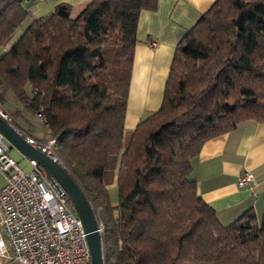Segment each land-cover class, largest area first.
Returning a JSON list of instances; mask_svg holds the SVG:
<instances>
[{
  "label": "trees",
  "instance_id": "1",
  "mask_svg": "<svg viewBox=\"0 0 264 264\" xmlns=\"http://www.w3.org/2000/svg\"><path fill=\"white\" fill-rule=\"evenodd\" d=\"M36 1L0 0V101L12 118L9 95L45 116L104 222L105 264H264V214L223 224L192 177L207 140L264 121V0H216L178 43L161 106L138 122L120 158L116 205L108 185L139 15L158 0H89L76 14L61 3L5 49Z\"/></svg>",
  "mask_w": 264,
  "mask_h": 264
},
{
  "label": "crops",
  "instance_id": "2",
  "mask_svg": "<svg viewBox=\"0 0 264 264\" xmlns=\"http://www.w3.org/2000/svg\"><path fill=\"white\" fill-rule=\"evenodd\" d=\"M88 1L38 0L21 31L33 19L53 13L58 4L71 5L73 14H76ZM215 1L158 0L156 9L141 11L125 131L132 132L141 119L159 109L176 46ZM7 102L5 107L13 116L16 127L39 137H49L47 126L21 102L11 95ZM7 145L9 154L21 165L27 157L8 141ZM245 170L254 173L256 183L252 188L238 185V177ZM192 177L200 195L214 208L223 224L235 221L249 210L261 218L264 214V121L244 122L227 133L207 140L194 161ZM4 184L5 178L0 172V188ZM110 200L113 205L118 203V199Z\"/></svg>",
  "mask_w": 264,
  "mask_h": 264
},
{
  "label": "built area",
  "instance_id": "3",
  "mask_svg": "<svg viewBox=\"0 0 264 264\" xmlns=\"http://www.w3.org/2000/svg\"><path fill=\"white\" fill-rule=\"evenodd\" d=\"M0 115L16 127L1 101ZM37 116L46 122L42 112ZM16 128L30 144L67 168L57 153L55 137H39ZM28 163L30 169L25 171L9 154L0 132V172L5 178L0 188V264H92L87 233L69 194L51 184L45 167L36 159L28 158ZM255 183L250 170L238 177L242 187L252 188ZM94 212L103 237L104 222Z\"/></svg>",
  "mask_w": 264,
  "mask_h": 264
},
{
  "label": "water",
  "instance_id": "4",
  "mask_svg": "<svg viewBox=\"0 0 264 264\" xmlns=\"http://www.w3.org/2000/svg\"><path fill=\"white\" fill-rule=\"evenodd\" d=\"M0 132L12 147L19 150L25 157L36 159L45 167L48 180L57 190H65L69 194L74 210L80 217L87 233L92 264H105L104 241L98 230L97 218L90 200L77 180L67 169L30 144L19 130L1 115Z\"/></svg>",
  "mask_w": 264,
  "mask_h": 264
},
{
  "label": "rangeland",
  "instance_id": "5",
  "mask_svg": "<svg viewBox=\"0 0 264 264\" xmlns=\"http://www.w3.org/2000/svg\"><path fill=\"white\" fill-rule=\"evenodd\" d=\"M22 26L19 27V29L15 32V34L12 36V38L5 45V49L9 48L11 45H13L16 42V40L20 37V35H21L22 31H23V30L21 31ZM131 134H132V132H130V131H125V133H124L122 148H121L119 154L117 155V164H116V166L114 168V171L111 174V178H112L113 182L110 185H108L109 192H110V198H113V199H116V200L118 199V186H117V179H116L117 178L118 165H119L122 153L125 150L128 142H129ZM46 138H48V137H46ZM23 160L24 161H21V166L25 169V171H28L30 169V165L28 163V158H24Z\"/></svg>",
  "mask_w": 264,
  "mask_h": 264
}]
</instances>
